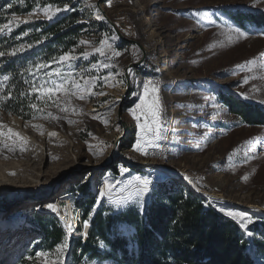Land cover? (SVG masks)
Masks as SVG:
<instances>
[{"label": "rangeland", "instance_id": "rangeland-1", "mask_svg": "<svg viewBox=\"0 0 264 264\" xmlns=\"http://www.w3.org/2000/svg\"><path fill=\"white\" fill-rule=\"evenodd\" d=\"M97 1L67 0L61 9L76 13L78 24L86 25L79 33L77 46L66 52L79 59L71 68L63 66L65 74L71 73L80 85L97 77L95 86L89 84L87 89L76 91L69 83L67 87L74 95L55 89L47 74L60 66L59 56L46 58L40 53L45 45L43 38L33 43L22 35L6 47L9 54L25 46L17 52L25 56L22 66L29 88L27 105L21 112L31 117L25 120L0 108V132L5 133L0 136V167L8 168L5 175L15 183L0 189V223L6 226L5 232L0 230V259L5 260L12 250L22 247V252L28 254L37 242L30 218L43 214L57 219V211L47 205L66 203L70 220L67 224L58 222L64 227L67 248L46 252L47 257L36 255V259L44 264L73 262L71 240L82 241L84 221L91 226V220L81 219V210L74 205L82 197L77 187L69 194L65 191L64 181L72 176L77 177L72 181L74 185L88 184L94 207L106 217L141 210L150 202L157 185L173 182L203 198L225 219L236 222L225 211L243 212L248 217L264 215L250 209L264 211V126L233 123L228 109L217 101L220 94L228 95L264 109V37L252 30L243 31L231 21L234 13L264 14V0H102L101 8L110 22L126 39L145 50L143 64L128 75L126 104L125 100L121 102L126 90L124 69L142 54L128 43L118 48L121 41L111 26L97 19L102 17ZM65 5L68 10H64ZM10 10L0 6V26L11 27L10 32L4 29L0 33V52L17 27L13 17L21 21L20 25L38 29V22H51L58 14L49 20L43 9L36 7L14 16ZM101 39H108L112 50L121 55L110 61L101 57L95 52ZM81 40L86 43L81 45ZM106 51L111 56V51ZM85 52L90 54L87 60L83 59ZM101 62L111 67L103 68ZM37 64L48 67L37 74ZM109 72L113 75L105 83ZM145 81L159 85L163 121L159 147L148 148L146 155L132 147L138 129L129 112L140 102ZM16 120L22 124L25 136L19 133ZM9 129L18 136L9 138ZM123 131L124 138L111 161L109 155ZM73 153L79 162L74 163L70 174L60 176L66 156ZM121 169L126 171L121 173ZM34 177L42 185H32L29 180ZM136 177L151 182L147 193L138 194ZM106 183L112 187L101 197ZM207 194H218L221 199L208 198ZM241 230L247 238L249 232ZM131 233L132 229L122 223L110 228V235ZM99 246L105 249L103 243ZM83 262L116 264L108 260L87 262L85 257Z\"/></svg>", "mask_w": 264, "mask_h": 264}, {"label": "trees", "instance_id": "trees-1", "mask_svg": "<svg viewBox=\"0 0 264 264\" xmlns=\"http://www.w3.org/2000/svg\"><path fill=\"white\" fill-rule=\"evenodd\" d=\"M67 0H3L0 6L12 5L11 15L27 14L33 8L62 9ZM76 13L58 12L51 22H38L33 26L17 25L2 46L4 56L0 58V78L9 79L0 83V108L29 119L21 109L27 105L25 97L29 93L26 70L22 66L25 56L21 53L10 56L7 45L22 35L27 42L41 40L45 45L40 53L46 57H58L77 46L79 33L86 27L78 24ZM231 21L243 31L252 30L264 37V14L258 11L232 14ZM26 29H30L26 32ZM27 33V35H25ZM118 48L125 44L119 42ZM221 107H226L233 116V123L240 126H264V109L233 96L219 95ZM126 104V100L124 102ZM115 169V168H113ZM71 173V170L68 174ZM116 173V171H112ZM75 177L65 180L66 193L77 187L82 197L74 201L81 210V219L90 217L85 243L71 240V256L77 249L87 262L93 260L111 261L116 264H264V215H252L247 224L246 238L236 222L223 218L203 198L186 191L183 186L160 184L156 186L150 202L141 210H130L115 216H104L94 207V197L88 184H76ZM73 181V182H72ZM81 185V186H80ZM141 212V213H140ZM30 226L37 234L36 245L26 252L22 248L12 250L10 255L0 259V264H44L36 259L38 252H52L60 244H65V231L57 219L43 214L33 215ZM116 223L128 225L132 233L128 236L110 235V228ZM103 243L102 250L99 244ZM248 248L250 249L248 251ZM21 250V251H20Z\"/></svg>", "mask_w": 264, "mask_h": 264}, {"label": "snow or ice", "instance_id": "snow-or-ice-1", "mask_svg": "<svg viewBox=\"0 0 264 264\" xmlns=\"http://www.w3.org/2000/svg\"><path fill=\"white\" fill-rule=\"evenodd\" d=\"M9 8L12 7L11 4L8 5ZM68 10V6L65 5V9ZM43 15L47 17L49 20H51L61 9L57 8L55 11L52 10L51 6L43 8ZM51 13V14H50ZM97 19H103V17L97 16ZM13 20L19 25L21 21H19L17 18L13 17ZM28 22V21H24ZM11 23V22H10ZM4 29H8V31H11V27L9 24H5L3 26H0V33L4 31ZM27 35V33H25ZM116 37H112V39H115ZM81 45L85 44L86 41L81 40L79 42ZM100 47L95 49V52L99 53L101 57H104L108 59L109 61L114 58L121 55L119 51L112 50V45L108 39H101L100 40ZM24 45H21L20 49L13 50L10 55H16V53L20 50L24 49ZM28 48L32 47V45H28ZM111 51V56H108V52ZM4 56V52H0V57ZM90 54L85 52L83 54V59L87 60L89 59ZM79 59V57L72 56L69 54H64L59 56V64L60 66L53 71L49 72L47 75L50 78V83L54 86L57 90H63L66 93L69 94H75L74 91H71V89H75L76 91H80L81 89H87L88 85L91 84L95 86L97 82V77H92L88 80H85V83L83 85H80L77 83V81L72 78V74H65L64 65H68L69 68L73 67L74 61ZM248 63H251L249 61ZM101 66L103 68H110V63L101 62ZM48 65L43 64H37V74H39V70L41 68H46ZM81 75H83L81 73ZM113 74L111 72L108 73L107 77H104V82H108V77H111ZM128 75H133L132 70L128 69ZM9 77L7 75L2 77V80H0V83L3 81H7ZM71 84V89L67 87L68 84ZM43 87V85H42ZM159 85L154 83L153 81H145L143 82V90L141 95L139 96V103L136 105L135 109H129V112L131 113L133 119L136 122V127L138 129L136 136V143L133 144V149L136 152H140L142 154H147L148 148H156L159 147L157 141H159L161 138H163V121L161 116V105H160V97H159ZM52 89L48 90V93H51ZM45 93V94H48ZM101 95L103 93H100ZM83 98V96H81ZM33 108L36 107V105H32ZM64 109H61L63 111ZM141 118H143V122H141ZM53 119H56V117H53ZM5 133L0 132V136H4ZM8 137L11 138L12 136H18L17 133H13L11 129L8 130ZM51 135H55L54 133H50ZM7 147V145H5ZM23 150V149H22ZM126 169H121V173L125 172ZM138 183L137 192L139 195H143L148 192V185L151 183L146 178H135ZM187 179V177H185ZM111 185L105 184L104 189L101 190L100 196L103 197L106 192L111 189ZM47 207L51 209L52 211H57V208L53 204H48ZM221 211H225L224 209H221ZM225 215L231 217L233 220H235L242 229H247V224L250 222V217L247 216L246 213L243 212H233V211H225ZM63 220V217H61ZM67 224V222H65ZM70 227V225H67ZM84 226H88V221H84ZM248 235H252V233H248ZM67 248V244H60L57 246V252L63 251ZM37 256H45L47 257V253H37Z\"/></svg>", "mask_w": 264, "mask_h": 264}, {"label": "bare ground", "instance_id": "bare-ground-1", "mask_svg": "<svg viewBox=\"0 0 264 264\" xmlns=\"http://www.w3.org/2000/svg\"><path fill=\"white\" fill-rule=\"evenodd\" d=\"M158 36V35H157ZM15 122V125H16V127L18 128V130H20V132L19 133H21L22 135H24L25 136V132H24V129H23V127H22V124L21 123H19V121H14ZM26 137H27V135H26ZM28 139V138H27ZM32 140V139H31ZM30 140V142H34V140H32L31 141ZM115 150V149H114ZM115 152V151H114ZM66 158H67V160H65V162H64V164H66V167H64L65 165L63 164V168H62V166H61V169H60V171L59 172H61L60 173V176H67L68 175V172L71 170V167L74 165V163H78L79 162V158L78 157H76V154H71V155H68V156H66ZM14 167H17L18 165L17 164H12ZM4 166V165H3ZM5 168H6V166H4V167H0V189H2V190H5L6 188H7V185H13V183H14V181H11L10 179H8L7 178V176L5 175ZM8 168H6V170H7ZM67 170V172L65 173V171ZM58 173V172H57ZM174 176H176V177H179V175H177V173H174ZM36 177V176H35ZM34 177V178H35ZM43 178V177H42ZM30 182H31V184L32 185H42V182H41V180H39L38 178H35V179H31V180H29ZM15 184V183H14ZM208 195V194H207ZM66 197H61V199H65ZM208 198H211V199H221V196L220 195H218V194H215V195H208ZM223 199V198H222ZM58 201H61V200H58ZM223 201V200H222ZM62 203V202H61ZM60 204V203H59ZM60 206H64V210H63V214H60L59 212H58V208H57V212H56V214H55V216H56V218H57V220L60 222V223H63V224H66L65 222H67V221H69L70 220V218H69V210H68V206H69V204H66V203H64V204H61ZM47 214V213H46ZM61 217H63V220L61 219ZM70 225V224H69ZM67 227V226H66ZM88 227H89V224H88V226L87 227H84L83 228V230H82V237L84 238H82V242H81V244L83 245L84 243H85V241H86V238H87V233H88ZM0 230H2L1 231V233L4 231L5 232V230H6V226H5V224H1L0 223ZM69 233V232H68ZM71 233V232H70ZM70 242V241H69ZM74 259H73V262L71 263V264H84V262H83V258H84V256L82 255V250L81 249H77L76 250V252H75V255H74V257H73Z\"/></svg>", "mask_w": 264, "mask_h": 264}, {"label": "water", "instance_id": "water-1", "mask_svg": "<svg viewBox=\"0 0 264 264\" xmlns=\"http://www.w3.org/2000/svg\"><path fill=\"white\" fill-rule=\"evenodd\" d=\"M101 4H102V0H98V1L96 2V8H97V10L101 13V15H102V17H103V20H104L108 25L111 26V28L113 29V32H114L115 36H116V37H117L122 43H128V44H132V45L137 46V47L139 48V50L141 51V54H142V56H141V58H140L139 60H137V61L134 62V63H131V64L127 65V66L125 67V69H124V77H125V80H126V90H125V92H124V94H123V96H122V99H121V102H123V100H125V98H126L127 95H128V88H129L128 69L130 68L131 70H133V69L139 68V67L143 64V62H144V60H145V58H146L145 50H144V49H143L138 43L126 39V38L122 35V33L119 32V30L114 26V24H112V22H110V20H109L108 17L106 16L104 10L101 8ZM120 106H121V105H120ZM116 117H117V118L120 117L119 109H118V112H117V116H116ZM124 134H125V131H123L122 136H120V137L115 141V143H114V149H116V147L118 146V144L122 141V139L124 138ZM114 149L111 151V154L109 155V159H110L111 161H113V156H114L113 153H114V151H115ZM250 209H254V210L256 209V210L261 211L262 213H264V211H262V210H260V209H257V208H252V207H251Z\"/></svg>", "mask_w": 264, "mask_h": 264}, {"label": "built area", "instance_id": "built-area-1", "mask_svg": "<svg viewBox=\"0 0 264 264\" xmlns=\"http://www.w3.org/2000/svg\"><path fill=\"white\" fill-rule=\"evenodd\" d=\"M56 207H58V212H59L60 214H63L64 206H56ZM84 227H85V226H84ZM67 229H68V226H67Z\"/></svg>", "mask_w": 264, "mask_h": 264}]
</instances>
